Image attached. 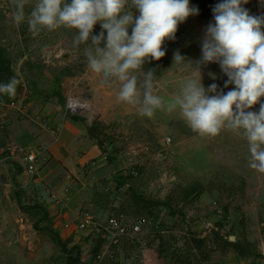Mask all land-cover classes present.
<instances>
[{"label": "rangeland", "instance_id": "374dc122", "mask_svg": "<svg viewBox=\"0 0 264 264\" xmlns=\"http://www.w3.org/2000/svg\"><path fill=\"white\" fill-rule=\"evenodd\" d=\"M36 3L38 0H25L26 19L17 26L13 21V0H0V46L5 48L19 75L15 95L0 94V264H64L67 250L73 246H76L73 254L80 252L78 264H97L94 255L105 242L102 227L86 235L76 229L74 221L70 223L74 226L70 236L61 239L58 229L40 223L46 212L42 206L32 207L39 204L28 193L23 181L26 171L17 164L16 149L8 144L7 125L11 113L15 112L18 118L25 116L20 111L22 108L11 106L9 101L22 98L27 90L36 87L43 90L37 105L52 101L47 95L53 87H60L64 78L75 75L81 76L80 91L67 93L64 108L69 110L67 101L72 97L90 104V109L85 108L76 115L92 116L105 157L113 151L118 163L115 168L128 176L131 184L118 188L112 178L111 182L101 181L95 191L97 205H83L78 210L91 211L98 221H103L113 211L129 222L148 212L143 203H137L136 193L167 203L152 207L153 224L143 235L146 241L143 251L124 240L114 249V257L107 258L106 262L264 264V173L249 167L247 140L227 128L215 137L201 135L191 129L179 108L172 112L157 109L151 118L142 116L137 106L118 99L121 87L118 80L113 78L105 83L99 74L88 68L84 56L87 45H73L75 29H44L32 35L26 20ZM248 3L254 5V16H264V0H248ZM212 9L208 12L210 19H213ZM132 11L134 16L138 15L135 9ZM209 23V19L199 13L189 16L178 25L175 39L165 40L162 45L165 56L158 61L149 58L143 65L144 72L154 69L158 73L153 82V94L168 101L180 93L187 78H195L193 69L173 65V53L179 50L186 59L199 61ZM101 31L97 22L92 34L99 35ZM128 32L131 35V27ZM104 34L106 37V30ZM100 46L104 47V42ZM200 71L205 89L214 83L218 92L222 90L226 94L235 87L233 84L224 87L228 77L218 63L201 65ZM60 73L57 84L53 77ZM134 74L143 81L140 72ZM260 102L264 103V97ZM258 110L259 104H255L246 111ZM158 151L163 153L162 157L156 156ZM18 199L25 208L19 205ZM70 224L65 225L70 227ZM227 238L238 240L244 247L242 262L234 261L228 253L237 251L225 245ZM224 256L231 258L221 261Z\"/></svg>", "mask_w": 264, "mask_h": 264}, {"label": "clouds", "instance_id": "9594fccd", "mask_svg": "<svg viewBox=\"0 0 264 264\" xmlns=\"http://www.w3.org/2000/svg\"><path fill=\"white\" fill-rule=\"evenodd\" d=\"M247 3L222 0L213 7L214 23L206 28L199 61L186 59L179 50L173 53V65L193 69L195 78H187L180 93L168 101L153 94L155 70L144 72L143 65L149 58L164 57L165 40H174L178 25L198 14L189 0H38L26 22L33 36L44 29H75L73 45H87L88 68L105 83L118 80V99L137 106L142 116L151 118L157 109L172 112L179 108L191 129L201 135L215 137L224 128L238 132L249 145V167L264 173V103L260 102L264 97V16L250 15L242 7ZM13 4V21L19 26L26 19L25 0H13ZM97 22L102 31L93 35ZM210 62L218 63L228 77L225 88L235 86L231 91L218 92L214 83L205 89L200 67ZM136 72L143 75V81ZM18 84L16 77L0 84V94L13 97ZM255 104H259L258 112L246 111Z\"/></svg>", "mask_w": 264, "mask_h": 264}, {"label": "crops", "instance_id": "0c3cea01", "mask_svg": "<svg viewBox=\"0 0 264 264\" xmlns=\"http://www.w3.org/2000/svg\"><path fill=\"white\" fill-rule=\"evenodd\" d=\"M67 78L59 87L64 98L68 92L80 91L81 76ZM40 95L36 89L27 90L22 97L25 108L20 110L25 116L18 118L15 112L11 113L7 125L8 144L10 142L12 149L22 146L38 152L36 172L24 170L23 181L28 193L46 212L40 223L58 229L60 238L64 239L70 236L71 228L74 229L70 223L77 220L78 209L83 205H97L95 191L101 181L111 182L118 163L109 162L97 139L88 133V125L92 122L73 119L64 108L65 104H60L55 96H49L52 101L37 105ZM14 156L20 159V153ZM228 253L234 261L245 259V254Z\"/></svg>", "mask_w": 264, "mask_h": 264}, {"label": "built area", "instance_id": "2783aa9c", "mask_svg": "<svg viewBox=\"0 0 264 264\" xmlns=\"http://www.w3.org/2000/svg\"><path fill=\"white\" fill-rule=\"evenodd\" d=\"M77 98H70L67 101L68 111L72 114H78L84 110L77 106ZM11 106L25 108L22 98L11 99ZM85 111V110H84ZM84 119L91 123L93 118L91 115H83ZM3 126V122L1 123ZM16 151L20 153V165L28 173H35L37 170L39 157L38 152L33 149H27L19 146ZM156 156L162 157L161 151L156 152ZM153 220L146 215H137L131 221L126 222L120 215L115 212H110L103 221H98L95 215L87 210L81 209L77 213L76 229L85 232L86 235L93 233L98 226L102 227L104 234V245L94 255V261L97 264H110L106 259L114 257V249L120 246L122 242L129 241L134 243L135 248L143 251L146 247L144 234L152 226Z\"/></svg>", "mask_w": 264, "mask_h": 264}, {"label": "trees", "instance_id": "16d2710c", "mask_svg": "<svg viewBox=\"0 0 264 264\" xmlns=\"http://www.w3.org/2000/svg\"><path fill=\"white\" fill-rule=\"evenodd\" d=\"M220 2H222V0H189V4L198 9L199 15L202 17H207L209 19V22H211V23H214V20L210 19V15L208 12L211 8H213L217 3H220ZM245 8L249 11L250 15L254 16L255 8H254L253 4L248 3L245 6ZM61 74L62 73H60V75H55L53 77L54 80L57 82V84H59V82H60V78L62 76ZM155 75L157 76L158 73H155ZM13 77H16L17 79H19L18 73L12 67L10 56L7 54L5 48L0 46V84L7 83ZM34 84H36V81H34ZM35 89L38 92H40L41 94L43 93L42 89H39L37 87ZM48 96H55L57 98L58 102H60V104H62V105L65 104V98L63 97V95L59 89V85H58V87L57 86L53 87L51 93L49 95H47V97ZM68 112L73 119H77V118L84 119V117H82V116L72 114L70 111H68ZM88 133L91 136L95 137L97 139L99 145L102 146V142L99 138L98 129H97V126L95 123H91L90 125H88ZM112 152L113 151L108 152L106 155V158L109 162H111L112 164H115L114 162L116 160H115L114 154ZM112 180L115 183V185H117L118 188L121 186H125V185L131 186V184L128 183L129 182L128 176L120 174V172L117 169L112 174ZM109 192L110 193L112 192L111 187H110ZM136 196L138 198L137 203H143L144 207L148 208V212L143 213L142 215H146V216L150 217L151 219H152L151 214H152V212H154L152 207H159L161 205H167V203L165 201H161L159 199L149 198V197L143 195L142 193H136ZM18 203L20 206H22V208H25V205L19 199H18ZM32 207H40V205L34 204V205H32ZM56 240L60 245L63 246V242L61 241V239L59 237L56 236ZM196 240L199 241V239H196ZM224 243H225V245L232 247L240 255H244L246 252L244 247L238 242V240H231V239L227 238V239H225ZM75 248H76V246H73L67 250L68 256L65 260L66 264H78L81 261V256H80L79 251H77L76 254L72 253ZM183 264H200V263H198V262H183Z\"/></svg>", "mask_w": 264, "mask_h": 264}, {"label": "bare ground", "instance_id": "6f19581e", "mask_svg": "<svg viewBox=\"0 0 264 264\" xmlns=\"http://www.w3.org/2000/svg\"><path fill=\"white\" fill-rule=\"evenodd\" d=\"M76 102H77V106H78L79 108L90 109V104L85 103V102H78V101H76Z\"/></svg>", "mask_w": 264, "mask_h": 264}, {"label": "water", "instance_id": "95a60500", "mask_svg": "<svg viewBox=\"0 0 264 264\" xmlns=\"http://www.w3.org/2000/svg\"><path fill=\"white\" fill-rule=\"evenodd\" d=\"M234 238V236H231V239H233Z\"/></svg>", "mask_w": 264, "mask_h": 264}]
</instances>
